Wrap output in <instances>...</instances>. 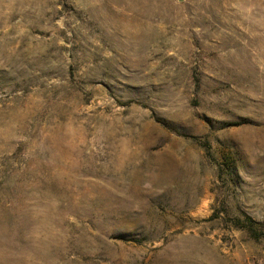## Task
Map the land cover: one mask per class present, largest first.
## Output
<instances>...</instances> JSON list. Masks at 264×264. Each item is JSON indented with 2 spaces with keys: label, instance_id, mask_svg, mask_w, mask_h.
<instances>
[{
  "label": "rangeland",
  "instance_id": "rangeland-1",
  "mask_svg": "<svg viewBox=\"0 0 264 264\" xmlns=\"http://www.w3.org/2000/svg\"><path fill=\"white\" fill-rule=\"evenodd\" d=\"M243 213L264 0H0V264H264Z\"/></svg>",
  "mask_w": 264,
  "mask_h": 264
},
{
  "label": "trees",
  "instance_id": "trees-1",
  "mask_svg": "<svg viewBox=\"0 0 264 264\" xmlns=\"http://www.w3.org/2000/svg\"><path fill=\"white\" fill-rule=\"evenodd\" d=\"M206 150L210 154V149L207 145ZM220 170H225L222 165H220ZM233 222V226L245 232L250 238L258 241L264 238V222H260L253 217L243 213L240 216L230 219Z\"/></svg>",
  "mask_w": 264,
  "mask_h": 264
}]
</instances>
